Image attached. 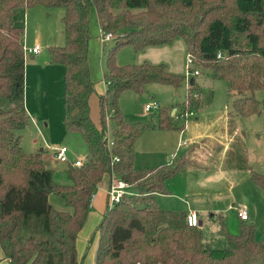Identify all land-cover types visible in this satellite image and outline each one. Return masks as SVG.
<instances>
[{
	"label": "trees",
	"instance_id": "trees-1",
	"mask_svg": "<svg viewBox=\"0 0 264 264\" xmlns=\"http://www.w3.org/2000/svg\"><path fill=\"white\" fill-rule=\"evenodd\" d=\"M37 5L63 9L64 44L48 46V51L50 61L63 67L64 127L80 133L88 148L82 166H66L69 184L53 180L43 151L27 153L21 146L19 131L29 125L30 117L24 100V27L17 22L16 11ZM93 9L101 32H111L114 42L106 54L99 127L89 107L94 90L88 63ZM177 37L184 40L195 66L209 69L212 79L223 80L227 92H238L230 113H260L264 100L245 92L264 89V0H0L3 259L11 264H81L77 237L91 211L97 185L107 174L110 181L115 177L127 182L134 193L112 206L107 204L95 231V264H264V238L256 239L253 223L241 220L239 234L233 235L225 230L222 219L225 245L213 248L202 242L198 226L187 224L186 211L157 205L154 193H168L166 182L183 170L186 155L155 167L134 166L136 140L149 125L125 121L121 93L142 94L151 83L178 88L185 76L171 73L164 63L118 65L115 55L123 45L136 51ZM200 94L194 78L182 102L183 112L201 109ZM171 110L172 106H159L160 129L172 127ZM248 169L249 178L264 192V174ZM50 193L61 197L71 210L55 209L48 200Z\"/></svg>",
	"mask_w": 264,
	"mask_h": 264
},
{
	"label": "rangeland",
	"instance_id": "rangeland-1",
	"mask_svg": "<svg viewBox=\"0 0 264 264\" xmlns=\"http://www.w3.org/2000/svg\"><path fill=\"white\" fill-rule=\"evenodd\" d=\"M27 10L25 26L22 25L24 27L23 38L25 46L32 48L37 43L40 46V53L32 55L25 51L28 56L25 62L24 100L25 105L27 101L29 107L34 104V108L36 107L37 113L43 119L39 121L38 125L33 124L32 120H30L29 126L19 131L21 146L27 153L37 152L41 148L46 150V146L48 148L64 146L74 154H72L73 156L85 160L88 155V148L81 134L66 130L64 127L63 67L60 64H50L48 51L49 45L62 46L64 44V30L61 20L63 9H47L44 6L37 5ZM19 20L21 21L22 19ZM97 29L96 38L98 37L99 47H96V50L92 49L91 53L88 54L90 68L92 70L95 69L98 74L96 87L102 84L101 72L106 67V54L110 47L114 45L112 40L101 42V31L99 27ZM89 33L91 38L92 36L95 38L90 28ZM153 49L162 52L158 57H150V55L144 57L145 54H148ZM187 55L188 52L184 40L181 37H177L169 43L145 46L142 49H138L136 54L132 46L123 45L117 50L115 61L118 65L143 61L164 63L171 73L186 76L189 71L186 62ZM30 56H33V59ZM190 69L191 71L194 69L198 70V74L192 77L196 79L201 88L199 100L202 107L200 111L196 112V116L199 117L200 127L208 128V130L211 126V129L214 126L219 128V124L224 121V112H228L231 109V102L238 96V92H227V84L223 80L212 79L209 69L195 65H191ZM36 82L39 84L38 91H35L34 88ZM93 83L95 82L93 81ZM95 89L99 91L97 88ZM34 91L35 94L33 93ZM186 92L187 84L183 82L178 88L167 84L151 83L145 87L142 94H137L130 90L121 93L119 103L125 121L130 124L149 125L137 139L134 152L135 167L144 166L147 160L152 161L156 157L152 156L153 148L160 145L161 140H164V138L160 140L159 137L158 141H155L157 139L156 134L151 131V129L154 131H157V129L163 130L159 128V108L146 111L145 105L157 103L160 107L172 106L179 114L183 110L182 102L185 99ZM245 94H253L261 102L264 100V89H258L253 92L246 91ZM208 95H210L209 100L207 99ZM91 97V110L100 125V107L97 101V94L94 93ZM196 113L188 115L186 118L180 116L175 118L170 113V122L174 127L182 126L185 119L193 118ZM225 115L227 114L225 113ZM230 125L238 135L231 143V152L227 156V166L232 167L230 170L221 166L219 170L216 169L212 173L211 171L208 172L212 176L208 173H203L205 177L204 175L199 176V174L190 173L189 180L192 186H188V188H186L184 178L177 176L171 180L174 187L171 195H154L157 205L168 210L187 209L185 201L188 204L195 203L192 205L198 208L197 216L203 220V225L198 226L202 240L213 248H223L225 245L224 235L220 230L222 219L224 228L228 233L239 234L242 221L238 217V209L243 205L246 206L250 217L247 223H253L256 227V239L261 240L264 238V192L249 178L248 169L250 167L264 174V108H261L259 114L239 116L238 120H233ZM222 129H225L224 125L219 128L218 134H223ZM216 148L213 150L200 146L195 152L197 158L194 159H203L208 152L222 151V149H219V144ZM84 160L82 161L84 162ZM208 161L212 164L214 163L213 159ZM214 164L213 167L217 168L218 163ZM67 165L70 164L55 159L53 163L49 164L53 171V180L56 183L61 184L59 181L62 180L69 182L64 174V169ZM113 179L116 178L113 177ZM105 180L104 185H100L96 189L94 197L96 205L103 206V208L106 205V193L110 184L108 178ZM167 189L171 191V189ZM54 199L61 202L65 208L67 207L61 197L50 193L49 202L54 203ZM97 206L91 208L92 212L83 230L81 229L82 231L77 240V251L81 264H94V246L97 241V233L95 231L102 218L99 216L103 214L101 213L103 208L102 210L100 208L96 209ZM208 206L209 208H207Z\"/></svg>",
	"mask_w": 264,
	"mask_h": 264
},
{
	"label": "crops",
	"instance_id": "crops-1",
	"mask_svg": "<svg viewBox=\"0 0 264 264\" xmlns=\"http://www.w3.org/2000/svg\"><path fill=\"white\" fill-rule=\"evenodd\" d=\"M27 11L28 10H23V9H18L16 11V17L18 19L17 22L19 21L18 23L23 25V26H25V19H26L25 16H26ZM18 17H20V18H18ZM19 19H22V20L20 21ZM97 27H99L100 31H101V26H100L97 14H96L95 10L93 9L90 13L89 28H90L91 33L95 36V38L92 36V38L89 40L88 54L91 53L92 49L96 50V47L97 48L99 47L98 37L96 38V36L98 34ZM23 42H24V38H23ZM36 45H38V44L36 43L34 46H36ZM34 46H32V48ZM25 47L28 48L27 46H25V42H24V48ZM26 48H25L26 52H29L28 50L31 49V48H28V49H26ZM39 48H40V46H39ZM26 52H25V62H26V57L28 56ZM137 52H138V50L135 51V54ZM161 52L162 51L153 49V50L149 51L148 54H145L144 57L146 55H150V57H158L161 54ZM29 53L32 55H34V54L37 55L38 53H40V50L38 53H31V52H29ZM30 58L33 59V56H30ZM152 61H154V60H152ZM88 63H89V61H88ZM167 63L169 64L168 61H167ZM50 64H58V63L50 62ZM89 70H90L91 79H92V81L95 82L94 83V90L91 93L90 98H89V107L91 110V106H90V103H92V97L91 96L94 93L97 94V101H98V105H99V96L105 92L106 84H105L104 77H103V70L101 72L102 84L99 85L98 87H96V84H97L96 80L98 79V74L96 73V70L95 69L92 70L90 68V65H89ZM27 79H28V76H27ZM24 82H25V79H24ZM184 83H186V82H184ZM38 85H39L38 82H36L34 84L35 91L36 90L38 91ZM95 88H97L99 91H97ZM35 91L33 92L34 94H35ZM30 107H32V108H30ZM30 107L28 106V102L26 101L25 110L27 113H30L29 115H32V116H30L31 117L30 120H32L33 124L38 125L39 121H41L43 118H40L39 114L37 113L36 107L34 108V104H31ZM229 111L224 112V114H223L224 121L221 124H219V128H222L223 125L225 126V129H222L223 134H218L219 128L216 126H214L212 129H211V127H212L211 126L209 130H208V128L207 129L201 128L200 123H199V117L196 116L197 113L193 116L194 119L193 118H189L187 120L185 119L182 126H178V125H177L178 127L172 126L171 128L166 129V130H162V131L159 129H157V131H154L150 128L151 131L154 134H156L157 139H155V141H158L159 137H160V140L163 138H164V140H161L160 145L155 146L153 148L152 156H156V157L155 158L152 157L153 158L152 161L147 160V163H145L144 166H141V167L136 166L137 168L155 167V166H158L160 164L167 163L170 161L171 155H175L174 158H178L179 156H181L183 154L186 155V157H187V162H186L183 170H181L177 175H175L174 177H172L171 179H169L167 181V188L171 189V191L169 190L168 191L169 193H167V194L154 193L155 196L156 195H171V192L174 189L173 184L171 183V180L177 176H180V178H184L186 188H188V186L189 187L192 186V183L189 180L190 179V173L197 174V175L199 174V176H200V175H204L203 173L207 174L210 171L212 173L216 169L219 170V169H221V166L228 168L229 170L232 168L229 165L227 166V156L231 152V143L235 140L236 136H238V135L236 134V131L234 130V128L230 124H231V122H233V120H238L240 115L230 113ZM99 112H100V110H99ZM172 113H176V109L173 108V110L171 111V114ZM225 113L227 115H225ZM90 116H91V119L94 122V124L97 127H99L100 125L97 123L95 115L93 114L92 110L90 112ZM242 117H244V116H242ZM187 131H188V133H187ZM75 132H77V131H75ZM186 133H187V135H186ZM208 140H210V141H208ZM136 142H137V140H136ZM218 144H219V149H222V151H220V152H213L212 151L213 153L208 152L207 154L204 155L203 159L202 158H200V160L194 159V158H197L195 152L198 149V147L204 146V147H208L209 149L214 150V149H217L216 147ZM135 145H136V143H135ZM39 151H43V162H44L46 167L50 168L49 164L53 163L54 159L59 161L55 157V155L53 154V152L51 150H49L47 148H46V150H44L43 148H41ZM72 154L73 153L70 152V150L67 148V157H68L69 161L84 160L80 157H75V156H73L74 154L73 155ZM215 157H216V159H215ZM210 158L214 160L213 161L214 163H216V162L218 163L217 168L213 167V165H215L214 163L212 164L208 161V160H211ZM217 159H218V161H216ZM205 161H208V162H205ZM65 168H66V166H65ZM64 174L66 175L65 169H64ZM208 174L211 175L210 173H208ZM204 177H205V175H204ZM204 177H202V178H204ZM104 178L105 179L108 178V181L110 182L111 178L109 177V175L106 174L103 177V179L98 183L97 188L100 185L101 186L104 185V183L106 182V180ZM59 182H61V184H69L70 183L66 180H64V181L62 180ZM94 197H95V193L92 197L91 208L93 206H97L96 203L94 202ZM48 200H49V196H48ZM182 200H184V199H182ZM184 203L187 204V209L186 208H177V209H181L183 211H186L187 213L188 212H195L197 214L198 208L196 206L192 205L195 203L188 204L187 201H185ZM50 204L57 210H68V211L71 210L68 207L65 208L64 205H62L61 202H58L56 199H54V203L50 202ZM64 204H65V202H64ZM216 204H217V200H216ZM106 206H107V196H106L105 207L103 208V206H97L96 209L100 208L102 210V208H103V210L101 212V213H103ZM243 207L246 208V206H244V205H243ZM207 208H209V206ZM91 212L92 211L89 212L84 226L86 225ZM248 216H249V213H248ZM99 217H102V216L100 215ZM198 219H199V223H201V226H202L203 220H201L199 217H198ZM84 226H83V228H84ZM83 228H82V230H83ZM80 232L78 234V237L80 235ZM78 237H77V240H78ZM77 242L78 241H76V246H77ZM202 242L205 243L203 240H202ZM97 243H98V234H97V241H96V244L94 246L95 251L97 248ZM205 244L209 245L208 243H205ZM77 248H78V246H77ZM2 256H3V254H2V251L0 249V264H11L8 259H3ZM94 259H95V253H94ZM94 264H95V261H94Z\"/></svg>",
	"mask_w": 264,
	"mask_h": 264
},
{
	"label": "built area",
	"instance_id": "built-area-1",
	"mask_svg": "<svg viewBox=\"0 0 264 264\" xmlns=\"http://www.w3.org/2000/svg\"><path fill=\"white\" fill-rule=\"evenodd\" d=\"M113 38V34L111 32H101V42H108ZM40 50L39 46L36 45L33 48L29 49L28 51L31 53H38ZM187 65H188V69L189 71L187 72L186 76H185V82L187 84V87L189 85V81L190 78L193 75L198 74V70L194 69L191 71L190 67L191 65H195L194 61H193V57L190 53H188L187 55ZM153 108H159V105L157 103H148L145 105V110L146 111H150ZM174 116L177 118L178 116L180 117H185L188 115H192L193 112H182L181 113H173ZM106 138L108 139V134L106 136ZM108 144L109 146L113 145V142L111 140L108 139ZM47 149L51 150L53 152V154L55 155V157L61 161V162H66L69 163L70 165H72L73 167H80L83 164L82 160H74V161H69L68 157H67V147L64 146H54L51 148H48L46 146ZM175 157V155H171L170 157V161ZM115 161L118 160L117 157H114ZM134 192L132 190V187L125 181L120 180V179H112L110 181V184L108 186V190L106 193L107 196V204L109 206H112L114 203L118 202L124 195H132ZM238 217L240 220H248L249 216H248V211L245 207H239L238 209ZM186 220H187V224L189 226H198L199 223V219L198 216L195 212H188L187 216H186Z\"/></svg>",
	"mask_w": 264,
	"mask_h": 264
},
{
	"label": "water",
	"instance_id": "water-1",
	"mask_svg": "<svg viewBox=\"0 0 264 264\" xmlns=\"http://www.w3.org/2000/svg\"><path fill=\"white\" fill-rule=\"evenodd\" d=\"M194 83V77H191L190 78V84H193ZM173 114V113H172ZM201 225V223H198V226H200Z\"/></svg>",
	"mask_w": 264,
	"mask_h": 264
}]
</instances>
